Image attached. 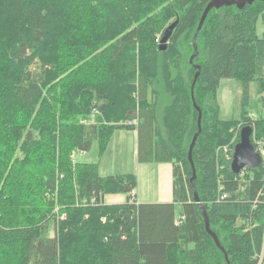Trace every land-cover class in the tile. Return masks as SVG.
I'll list each match as a JSON object with an SVG mask.
<instances>
[{
	"label": "trees",
	"instance_id": "16d2710c",
	"mask_svg": "<svg viewBox=\"0 0 264 264\" xmlns=\"http://www.w3.org/2000/svg\"><path fill=\"white\" fill-rule=\"evenodd\" d=\"M148 1L0 0V157L19 153L27 173L26 185L13 178L20 190L0 188V264H264V160L235 173L217 151L233 129L239 142L246 125L253 143L264 142V118L248 110L250 85L264 92V38L256 33L264 1L213 8L192 62L211 0ZM79 32L99 37L75 46L91 38ZM223 79L241 85L240 115L230 121L219 117ZM194 102L202 131L193 167ZM93 110L102 117L80 121ZM119 129L137 130L140 163L172 164L174 202L138 203L136 174L102 176L98 161L73 160L95 143L102 158ZM113 193L128 198L106 204Z\"/></svg>",
	"mask_w": 264,
	"mask_h": 264
},
{
	"label": "rangeland",
	"instance_id": "374dc122",
	"mask_svg": "<svg viewBox=\"0 0 264 264\" xmlns=\"http://www.w3.org/2000/svg\"><path fill=\"white\" fill-rule=\"evenodd\" d=\"M142 3H148V0H141ZM85 4V2H83ZM82 4V5H83ZM75 6V4H71L69 6ZM146 8L147 5L142 4ZM139 6V5H138ZM68 10L73 11L71 8L66 6ZM84 8V7H83ZM80 8V9H83ZM61 11V10H60ZM99 11L104 12L103 6L99 8ZM145 12V11H142ZM206 21V20H205ZM205 23V22H204ZM204 25V24H203ZM80 35H88L91 36V38H84L83 36H80L79 39L77 38L76 42L74 43L75 46H78L81 44V42H85L87 40H93V42H97V37L95 34L93 35L92 32H79ZM196 33V32H195ZM256 33L260 37H264V13L261 14L257 20L256 23ZM195 35V34H194ZM59 37V36H58ZM57 37V38H58ZM83 39V40H81ZM68 42V41H67ZM60 46L63 44L59 43ZM73 44L69 43L67 47H72ZM105 49H111V45L105 44L104 47ZM2 49V48H0ZM8 52L7 50H5ZM73 55V52L72 54ZM2 66V60L0 59V72L2 71L3 68ZM5 70V69H4ZM258 85L257 83L253 82L250 85V104L248 106V110L250 111V115L253 116L254 118H264V100L262 98V94H259L258 92ZM240 94H241V85L238 80L236 79H223L220 82L219 88L217 90V98L218 102L220 105V111H219V117L222 120H234L239 117V113L241 110L240 107ZM102 117V114L98 110H93L92 113L88 115L87 118H80L81 122H84L85 124H91L95 122L97 119ZM20 120L22 123L26 121V118L23 116L20 117V119H15V123ZM125 123V122H124ZM128 123V122H127ZM126 123V124H127ZM129 124V123H128ZM241 126H237V128H240ZM121 131L122 133L120 134H127L126 137L120 140L114 139V143L111 147V157L110 159H105V164L103 163L102 165V170L100 169L99 165V172L103 175H124L128 173H137V146H133L131 144L132 142L137 141V134L135 133L136 131L130 130V131ZM234 132L233 138H231L230 142L227 144L221 145L217 148V151L219 152L220 156L223 154H226L229 150L234 148L235 144L238 143V141L235 139L238 135V132L236 129L232 130ZM132 136V137H131ZM1 138V137H0ZM256 141H263V140H256ZM124 143V147L122 148V145ZM22 144V143H21ZM126 144V145H125ZM20 145V144H19ZM6 144L4 143V139H0V154L3 153L6 155L5 148ZM226 148H228L226 150ZM98 146L97 143L93 145V147L87 151L86 153H82L80 151L76 152L73 155V160L76 162H97L99 161L98 159ZM23 156L20 155L19 153H16V155L12 158V155L9 156V158L5 159L0 157V178L2 180L8 178V181H5L0 183V188L4 191H14L16 192L17 190L21 189V186L17 184L16 181L13 180L14 176L16 177L17 181L22 184L26 185L27 184V173L25 172L24 168H20V166H17V160H20ZM262 157L264 160V151L262 152ZM12 158V159H11ZM101 161V160H100ZM148 164H153V165H141L139 167V173L138 175V187L134 191L139 195V201H144V202H158L155 201L156 198H158L156 193H152V188L156 186V178H157V172L155 169H153L154 166H157L156 162L153 163H148ZM24 166V165H22ZM106 169V170H105ZM19 170V171H18ZM8 172H10L8 174ZM3 176V177H2ZM15 179V180H16ZM38 180V179H37ZM3 191V192H4ZM1 194L3 193L0 190ZM128 198L127 193H113V194H106L104 196V201L106 204H117V203H124L126 202ZM45 208V206H43ZM59 209V208H58ZM57 209V210H58ZM107 217H103L102 221L106 222Z\"/></svg>",
	"mask_w": 264,
	"mask_h": 264
},
{
	"label": "water",
	"instance_id": "95a60500",
	"mask_svg": "<svg viewBox=\"0 0 264 264\" xmlns=\"http://www.w3.org/2000/svg\"><path fill=\"white\" fill-rule=\"evenodd\" d=\"M256 0H211L205 7L203 14L200 18V22L198 25V28L196 30V33L193 37V42H194V49H195V54H193L191 56V62L193 61L195 55L197 54V47L195 44V39L198 35V33L200 32L201 28L203 27V24L209 14V12L213 9V8H220L222 6H229V5H233L236 4L239 8L244 7V5L246 3H253ZM264 1V0H262ZM178 21H175L174 23H172L171 25L168 26V28L165 30L162 38H161V43H160V49L161 50H165L167 49V42L170 38V36L172 35L175 27L177 26ZM198 77V73L196 74V78ZM193 89H194V84H192V94H193ZM194 105L196 107V109L199 111V118H198V131L196 132V134L194 135L192 142L190 144L189 147V159L192 162V151L194 148V145L196 143V140L199 136V134L202 131L201 128V110L200 108L196 105V103L194 102ZM254 133V130L251 126L246 125L244 127H242L241 131H240V140L239 142L235 145L234 148V152H233V157L231 160V169L233 172L235 173H240L242 170L244 169H254L259 167L262 164L263 158L260 152H258L252 142V135ZM192 166L194 167V164L192 162ZM196 177V172L195 169L193 170V178H191V182L193 183L194 179ZM195 199L196 201H199L197 194L195 193ZM204 212V217H205V221H206V229L209 233L212 234V236L215 239L216 244L220 247V243L216 237V235L214 233L211 232L210 230V226H209V220L207 217V214Z\"/></svg>",
	"mask_w": 264,
	"mask_h": 264
},
{
	"label": "crops",
	"instance_id": "0c3cea01",
	"mask_svg": "<svg viewBox=\"0 0 264 264\" xmlns=\"http://www.w3.org/2000/svg\"><path fill=\"white\" fill-rule=\"evenodd\" d=\"M260 38H264V37H260ZM262 98L264 100V92L262 94ZM121 131H125V129H119V130L115 131V133L113 134V136H112V138H111V140H110V142L108 144V147H107L104 155L102 156V158H100V159L98 158L99 159L98 162H99L101 170H102L103 163H104V165H106L105 162H104L105 159H110V157H111L110 153H111V147H112V145L114 143L113 142L114 139H116L118 141V140H120L122 138L124 139L126 137L127 134L126 135L125 134H120V133H122ZM126 131H130V130H126ZM133 131H136L135 133L137 134V141L134 140V142H132V140H131V144H133V146H135V147L137 146V163H138V167H137L138 171H137V173H139V169H140L139 167H141V165H153V164L140 163L138 161V132H137V130H133ZM123 147H124V143L122 145V148ZM82 153H86V152H82ZM149 163H153V162H149ZM156 163H157L156 167L151 166L157 172L156 186L153 187L151 191H152V193H156L157 194L158 198H156L155 201H158V202H144V201L142 202V201H139V195L137 194L138 203L163 204V203H172V202H174V194H173V180H174L173 166H172L171 163H167V162H163V163L156 162ZM103 176H106V175H103ZM181 215H182L181 214V208H180V206L177 205V217H179V219H180Z\"/></svg>",
	"mask_w": 264,
	"mask_h": 264
},
{
	"label": "built area",
	"instance_id": "2783aa9c",
	"mask_svg": "<svg viewBox=\"0 0 264 264\" xmlns=\"http://www.w3.org/2000/svg\"><path fill=\"white\" fill-rule=\"evenodd\" d=\"M135 123H137L136 119L135 120H132V121H129V124H135ZM253 144H254L256 150L258 152H260L261 155H262V152L264 151V142H262V141H255ZM234 148H235V146H234ZM234 148L232 147L231 150H229L228 152H226V158L227 159L232 160ZM227 149L228 148H226V150Z\"/></svg>",
	"mask_w": 264,
	"mask_h": 264
},
{
	"label": "bare ground",
	"instance_id": "6f19581e",
	"mask_svg": "<svg viewBox=\"0 0 264 264\" xmlns=\"http://www.w3.org/2000/svg\"><path fill=\"white\" fill-rule=\"evenodd\" d=\"M158 42H159V39H158ZM160 43H161V41H160Z\"/></svg>",
	"mask_w": 264,
	"mask_h": 264
}]
</instances>
